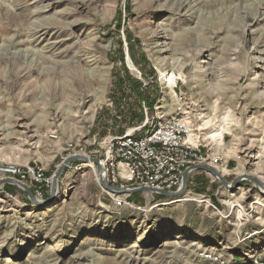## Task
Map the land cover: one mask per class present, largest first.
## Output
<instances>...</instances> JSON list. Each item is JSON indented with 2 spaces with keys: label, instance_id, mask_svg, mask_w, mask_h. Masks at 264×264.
Here are the masks:
<instances>
[{
  "label": "rangeland",
  "instance_id": "obj_1",
  "mask_svg": "<svg viewBox=\"0 0 264 264\" xmlns=\"http://www.w3.org/2000/svg\"><path fill=\"white\" fill-rule=\"evenodd\" d=\"M35 1L0 0V50L11 54L0 55V264L264 259V188L254 183L264 186V6ZM36 22L47 34L29 43ZM19 51L35 56L12 58ZM169 114L224 184L199 171L175 198L110 195L95 165L73 161L45 209L5 183L36 197L28 175L2 170L40 169L50 186L36 198L46 200L66 160L99 159L111 139Z\"/></svg>",
  "mask_w": 264,
  "mask_h": 264
},
{
  "label": "built area",
  "instance_id": "obj_2",
  "mask_svg": "<svg viewBox=\"0 0 264 264\" xmlns=\"http://www.w3.org/2000/svg\"><path fill=\"white\" fill-rule=\"evenodd\" d=\"M188 137L189 130L183 120L169 114L158 117L148 128L144 125L111 139L98 159L105 182L118 188L179 190L183 174L205 162L199 146L190 143ZM2 172L22 180L28 175L36 197H41L50 186L40 169L32 168L22 174L16 167H7ZM206 257L212 260L211 256ZM218 264H264V259L255 254L246 260L219 261Z\"/></svg>",
  "mask_w": 264,
  "mask_h": 264
},
{
  "label": "water",
  "instance_id": "obj_3",
  "mask_svg": "<svg viewBox=\"0 0 264 264\" xmlns=\"http://www.w3.org/2000/svg\"><path fill=\"white\" fill-rule=\"evenodd\" d=\"M73 161H81L83 163H87L88 161L95 165L97 167L98 170V183L100 185V187L107 191L108 193L112 194V195H133V194H151V195H156L159 197H162L163 199L166 198H175L177 196H180L186 189V185H187V180H188V176L189 173L191 172H205L209 175H211L212 177L218 179L222 184H224V181L221 177V174L214 169L213 167L209 166V165H197L194 166L192 168H190L189 170H187L184 174H183V179H182V185L181 188L179 190H175V191H159V190H152V189H148V188H118V187H112L109 186L106 182H105V175H104V170L100 164V161L98 159L95 158H88L85 156H73V158H70L68 160H66L59 168V170L56 172V174L53 177L52 180V185H51V190H50V195L46 200H39L37 199L30 191L28 188H26V186H24L23 184L17 182V181H13V180H6L5 183L7 184H11L13 186H16L17 188H19L21 191H23L28 200L36 205H46L50 202H52V200L55 197L56 191H57V180L60 177V175L63 173L65 167L67 165H69L71 162ZM255 184H257L258 186L264 188V186L259 182V181H254Z\"/></svg>",
  "mask_w": 264,
  "mask_h": 264
},
{
  "label": "bare ground",
  "instance_id": "obj_4",
  "mask_svg": "<svg viewBox=\"0 0 264 264\" xmlns=\"http://www.w3.org/2000/svg\"><path fill=\"white\" fill-rule=\"evenodd\" d=\"M44 0H36L35 2H39V3H42ZM48 1H52V0H48ZM256 2V5H257V7L259 8H261L262 6H264V0H258V1H255ZM242 1H240V5H238V7H239V12L240 13H242V14H246L247 12H246V7H244V6H242ZM192 4H194L193 3V1L192 0H178V4H177V6H178V8H183L184 6H190V5H192ZM193 9L195 8V7H192ZM196 10V9H195ZM194 10V11H195ZM43 12H46V11H43ZM40 13V12H39ZM194 13V12H193ZM256 15H257V13H256ZM256 15H254V17H256ZM45 30H47V27H43L42 25H40V23H38V22H36V23H34L33 25H31V27L28 29V38H29V43H35V42H37V41H44L45 40V36H46V32H43V31H45ZM5 47H7V46H5ZM167 51H170V49H167ZM6 51L4 50H0V55H11L10 53L9 54H6L5 53ZM13 56L14 57H12V58H23L24 60L25 59H29V58H34V56H35V52H33V51H25V52H15V53H13ZM161 62V61H160ZM164 78V82L165 83H167V84H171L172 82H173V80L174 79H176V77L175 76H173V75H170L169 77H167V75L166 76H164L163 77ZM161 108H163V107H161ZM190 137H191V135H189V137H188V141L190 142V143H192V144H194L193 142H192V140L190 139ZM211 137H215V135H212V136H210V138ZM75 157H77V156H75ZM87 163H90L89 161L87 162ZM92 165V164H91ZM84 166H88L87 164H85ZM93 167V166H92ZM103 190V189H102ZM103 191H105V190H103ZM105 193H107V194H110V193H108L107 191H105ZM110 195H112V194H110ZM177 202V201H176ZM175 202H165V203H163V204H161V206H169V205H172V204H174ZM50 204H48L47 206H46V208L45 209H48V208H50ZM207 258V257H206Z\"/></svg>",
  "mask_w": 264,
  "mask_h": 264
},
{
  "label": "trees",
  "instance_id": "obj_5",
  "mask_svg": "<svg viewBox=\"0 0 264 264\" xmlns=\"http://www.w3.org/2000/svg\"><path fill=\"white\" fill-rule=\"evenodd\" d=\"M122 135H123V134H122ZM122 135H120V136H122ZM120 136H119V137H120ZM135 195H137V194H133V196H135ZM156 198H157V199H163L162 197H159V196H156Z\"/></svg>",
  "mask_w": 264,
  "mask_h": 264
}]
</instances>
